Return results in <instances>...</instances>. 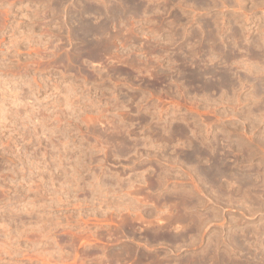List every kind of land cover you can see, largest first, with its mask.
I'll list each match as a JSON object with an SVG mask.
<instances>
[{
    "label": "rangeland",
    "instance_id": "1",
    "mask_svg": "<svg viewBox=\"0 0 264 264\" xmlns=\"http://www.w3.org/2000/svg\"><path fill=\"white\" fill-rule=\"evenodd\" d=\"M263 131L264 0H0V264H264Z\"/></svg>",
    "mask_w": 264,
    "mask_h": 264
},
{
    "label": "bare ground",
    "instance_id": "2",
    "mask_svg": "<svg viewBox=\"0 0 264 264\" xmlns=\"http://www.w3.org/2000/svg\"><path fill=\"white\" fill-rule=\"evenodd\" d=\"M122 1H123V0H122ZM129 1H130V0H129ZM148 1H149V0H148ZM194 1H195V0H194ZM197 1H198V0H197ZM200 1H201V0H200ZM202 1H203V0H202ZM134 2H135V1H133V3H134ZM181 2H182V1H181ZM127 3H128V2H127ZM127 3H126V4H127ZM130 3H131V2H130ZM136 3H137V2H136ZM138 3H139V2H138ZM150 3H151V2H150ZM186 3H187V2H186ZM194 3H195V2H194ZM194 3H193V4H194ZM199 4H200V3H199ZM132 6H133V5H132ZM134 6H135V4H134ZM137 6H140V5H137ZM113 8H114V7H113ZM139 8H140V7H139ZM145 8H146V7H145ZM117 9H118V7H117ZM119 9L122 10V8H119ZM119 9L116 10V8H115L116 12H118ZM132 9H133V8H132ZM96 10H97V9H96ZM113 10H114V9H113ZM121 10H120V11H121ZM133 10H134V9H133ZM140 10H141V9H140ZM143 10H144V9H143ZM97 11H98V10H97ZM126 11H127V10H126ZM123 12H124V11H123ZM123 12H122V14H123ZM141 12H142V11H141ZM137 13H138V12H137ZM113 14L115 15L116 13L114 12ZM118 14H119V12H118ZM120 14H121V12H120ZM125 14H126V13H125ZM117 16H118V15H117ZM120 16H121V15H120ZM125 16H126V15H125ZM123 18H124V17H123ZM152 18H153V17H152ZM101 24H102V23H101ZM90 27H91V26H89V28L87 29V32H88L89 29H90L89 31H92L93 28L91 29ZM83 29H84V27H83ZM83 29H82V30H83ZM85 29H86V27H85ZM95 30H96V29H95ZM95 30H94V31H95ZM177 30H178V29H177ZM84 31H85V30H84ZM84 31H83V32H84ZM80 32H81V31H80ZM85 32H86V31H85ZM92 32H93V31H92ZM96 32H97V31H96ZM96 32H93V33L95 34ZM213 32H214V31H213ZM81 34H83V33H81ZM85 34H86V33H85ZM85 34H84V35H85ZM88 34H89V32H88ZM96 34H97V33H96ZM86 35H87V34H86ZM86 35L84 36L83 43L85 44V45H84L85 47H87V46L89 47L90 44H89V42L87 41V38H88L87 36H89L90 34L87 35V36H86ZM97 35H98V34H97ZM208 35H209V34H208ZM214 35H215V34H214ZM80 36H81V35H80ZM82 36H83V35H82ZM189 36H190V35H189ZM215 36H216V35H215ZM89 37H91V36H89ZM196 37H197V36H196ZM211 37H212V36H211ZM206 39H208V37H207ZM211 39H212V38H211ZM88 40H89V39H88ZM200 41H201V40H200ZM206 42H207V41H206ZM96 44H97V43H96ZM212 44H213V43H212ZM208 45H209V42H208ZM210 45H211V44H210ZM213 45H214V44H213ZM178 47H179V46H178ZM198 47H199V46H198ZM208 47H209V46H208ZM231 47H232V46H231ZM212 48H214V47L212 46ZM94 49H96V48H94ZM94 49H93V50H94ZM215 50H216V49H215ZM98 51H99V50H98ZM98 51H97V52H98ZM202 51H203V50H202ZM97 52H96V53H97ZM99 53H100V51H99ZM104 53H105V52H104ZM220 53H221V51H220ZM203 54H204V53H203ZM94 55H95V54H94ZM96 55H97V54H96ZM99 55H100V54H99ZM254 55H255V54H254ZM233 56H234V55H233ZM90 57H91V56H90ZM228 57H229V56H228ZM230 57H231V56H230ZM97 58H98V57H97ZM176 58H177V57H176ZM187 58H188V57H187ZM210 59H211V58H210ZM222 59H223V58H222ZM196 60H197V59H196ZM201 60H202V59H201ZM199 61H200V60H199ZM212 61H213V60H212ZM218 61H219V60H218ZM180 62H181V61H180ZM182 62H183V61H182ZM182 62H181V63H182ZM192 63H193V62H192ZM194 63H195V62H194ZM221 63H222V62H221ZM183 64H184V63H183ZM189 64H190V63H189ZM187 66H188V65H187ZM192 66H193V65H192ZM178 67H179V66H178ZM182 67H183V66H182ZM138 68H139V67H138ZM184 68H185V66H184ZM202 69H203V68H202ZM205 69H206V68H205ZM210 70H211V69H210ZM180 72H181V71H180ZM198 72H199V71H198ZM201 74H202V73H201ZM203 74H204V73H203ZM195 76H196V75H195ZM198 78H199V77H198ZM195 79H196V78H195ZM196 81H197V80H196ZM200 81H201V80H200ZM206 82H207V81H206ZM201 85H202V84H201ZM201 85H200V86H201ZM206 85H207V84H206ZM200 86H199V87H200ZM195 87H196V86H195ZM207 89H208V88H207ZM233 89H234V88H233ZM255 89H256V88H255ZM209 90H210V89H209ZM209 90H208V91H209ZM196 92H197V91H196ZM196 92H195V93H196ZM254 92H255V91H254ZM254 99H255V98H254ZM262 107H263V106H262ZM262 110H263V109H262ZM258 111H259V110H258ZM253 112H254V111H253ZM256 114H257V113H256ZM261 115H262V114H261ZM245 116H246V115H245ZM255 116H256V115H255ZM258 116H259V115H258ZM253 117H254V116H253ZM257 120H258V119H257ZM120 121H121V120H120ZM174 121H175V120H174ZM123 122H124V121H123ZM126 127H127V126H126ZM254 127H255V126H254ZM182 128H183V127H182ZM121 129H122V128H121ZM122 130H123V129H122ZM155 130H156V129H155ZM158 130H159V129H158ZM160 130H161V129H160ZM163 130H164V129H163ZM180 130H181V129H180ZM97 131H98V130H97ZM119 131H120V130H119ZM171 131H172V130H171ZM156 132H157V131H156ZM161 132H162V130H161ZM166 132H167V131H166ZM181 132H182V131H181ZM189 132H190V131H189ZM263 132H264V131H263ZM119 133H120V132H119ZM125 133H127V132H125ZM170 133H171V132H170ZM176 133H177V132H176ZM184 133H185L184 131H183V133H181L182 136L184 135ZM186 133H187V132H186ZM112 134H113V133H112ZM117 134H118V133H117ZM158 134H159V133H158ZM178 134H179V133H178ZM113 135H115V134H113ZM113 135H112V136H113ZM128 135H130V134H128ZM131 135H132V134H131ZM135 135H136V134H135ZM162 135H164V134L162 133ZM112 136H111V134H110V137L112 138V141L115 143V140L113 139ZM116 136H117V135H116ZM119 136H120V135H119ZM119 136H118V140H119V141H118V142L116 141V142H117L116 150L119 152V154H122V153H124L125 151H127V149H129V148H127V147H128L127 143H130V141L127 142V143H125L126 141H124V140H125V139L128 140V139L124 137V140H123V139L121 138V136H120V138H119ZM150 136H152V135H150ZM166 136H167V135H166ZM178 136L181 137V135H178ZM186 136H187V135H186ZM193 136H194V135H193ZM200 136H201V135H200ZM122 137H123V136H122ZM155 137H156V136H155ZM260 137H261V136H260ZM106 138H107V137H106ZM173 138H174V137H173ZM175 138H176V137H175ZM189 138H190V137H189ZM196 138H197V137H196ZM120 139H122V140H120ZM153 139H154V138H153ZM179 139H180V138H179ZM179 139H177V140H179ZM193 139H194V138H193ZM254 139H255V138H254ZM260 139H261V138H260ZM116 140H117V139H116ZM143 140H144V139H143ZM188 140H189V139H188ZM190 140H191V139H190ZM196 140H197V139H196ZM237 140H238V139H237ZM261 140H262V139H261ZM107 141H108V140H107ZM153 141H154V140H153ZM155 141H156V140H155ZM157 141H158V139H157ZM164 141H166V140H164ZM167 141H168V139H167ZM186 141H187V140H186ZM201 141H202V140H201ZM253 141H254V140H253ZM134 142H135V141H134ZM143 142H144V141H143ZM171 142H172V141H171ZM258 142H259V141H258ZM260 142H261V141H260ZM132 143H133V142H132ZM154 143H155V142H154ZM157 143H158V142H157ZM169 143H170V141H169ZM175 143H176V142H175ZM184 143H185V142H184ZM190 143H192V142H190ZM134 144H135V143H134ZM162 144H164V143H162ZM170 144H171V143H170ZM196 144H197V143H196ZM126 145H127V146H126ZM129 145H130V144H129ZM137 145H139V144L137 143ZM164 145H165V144H164ZM168 145H169V144H168ZM176 145H177V144H176ZM200 145H201V144H200ZM212 145H213V144H212ZM245 145H246V144H245ZM259 145H260V143H259ZM145 146H146V145H145ZM158 146H159V145H158ZM178 146H179V145H178ZM186 146H187V145H186ZM203 146H204V145H203ZM209 146H210V145H209ZM246 146H247V145H246ZM253 146H255V145H253ZM94 147L96 148V146H94ZM137 147H138V146H137ZM154 147H155V146H154ZM189 147H190V146H189ZM114 148H115V147H114ZM193 148H194V147H193ZM214 148H215V147H214ZM247 148H248V147H247ZM255 148H256V147H255ZM261 148H262V147H261ZM195 149H197V148L195 147ZM199 149L201 150V148H199ZM199 149H197V150H198L199 153H201V151H200ZM243 149H244V148H243ZM243 149H242V150H243ZM248 149H249V148H248ZM250 149H251V148H250ZM197 150H194V152L196 153ZM189 151H190V150H189ZM192 151H193V150H192ZM192 151H191V152H192ZM202 151H203V150H202ZM213 151H214V150H213ZM256 151H257V150H256ZM194 152H193V154H195ZM248 152H249V151H248ZM257 152H258V151H257ZM125 153H126V152H125ZM211 153H212V152H211ZM239 153H241V152H239ZM251 153H252V152H251ZM193 154H192V155L190 154V157H192ZM202 154H204V153L202 152ZM202 154H201V155L199 154V155H200V156H203ZM215 154H216V153H215ZM226 154H227V153H226ZM259 154H260V153H259ZM259 154L257 153V155H259ZM204 155H205V157H206L207 154L205 153ZM218 155H219V154H218ZM240 155H241V154H240ZM244 155H245V154H244ZM197 156H198V155H197ZM207 156H208V155H207ZM210 156H211V155H210ZM214 156H215V155H213V159H214ZM228 156H229V155H228ZM253 156H254V155H253ZM260 156H261V155H260ZM190 157H189V158H190ZM217 157H218V156H216L215 158H217ZM242 157H243V156H242ZM189 158H188V159H189ZM193 158H194V157H193ZM193 158H192V160H193ZM199 158H200V157H199ZM240 158H241V157H240ZM253 158H254V157H253ZM190 159H191V158H190ZM222 159H223V157H222ZM225 159H226V158H225ZM195 160H196V159H195ZM200 160H201V159H200ZM217 160H218V161L220 160L219 162L221 163V159H220V157L217 158ZM241 160H242V159H241ZM90 161H92V159H91ZM90 161H89V164L91 163ZM196 161H197V160H196ZM196 161H195V162H196ZM204 161H207V159L204 160ZM214 161H216V160L214 159ZM225 161H226V160H225ZM250 161H252V160H250ZM97 162H98V161H97ZM199 162H200V161H199ZM207 162H208V161H207ZM219 162H217V163H219ZM223 162H224V160H223ZM223 162H222V163H223ZM227 162H228V161H227ZM231 162H232V161H231ZM241 162H242V161H241ZM243 162H244V161H243ZM103 163H104V162L99 161V165H100L99 169H101V170H100V172H98V173H99L98 176H97V175H94V176H93V178H92L91 181H93V182H95V183H96V182H99L98 184H100V187H103V186H104V188L108 189V187H105V186H107V185L109 186L111 179H110L108 176L105 175L107 172L105 173V172H104L105 170H103V168H104V167H103V165H104ZM201 163H202V162H201ZM91 164H92V163H91ZM225 164H226V163H225ZM238 164H239V163H238ZM242 164H243V163H242ZM202 165H203V164H202ZM214 165H215V164H214ZM216 165H218V164H216ZM262 165H263V164H262ZM262 165H261V166H262ZM83 166H84V165H83ZM224 166H225V165H224ZM263 166H264V165H263ZM202 167H203V166H202ZM212 167H213V166H212ZM222 167H223V166H222ZM236 167H237V166H236ZM243 167H244V166H243ZM80 168H81V167H80ZM82 168H83V167H82ZM82 168H81V169H82ZM84 168H86V167H84ZM205 168H206V167H205ZM205 168H203V169L205 170ZM210 168H211V167H210ZM213 168H214V167H213ZM216 168H217V167H216ZM218 168H221V167H219V165H218ZM226 168H227V170H228V167H225V169H226ZM246 168H248V167H246ZM257 168H258V167H257ZM261 168H262V167H261ZM263 168H264V167H263ZM78 169H79V168H78ZM91 169H92V168H91ZM91 169H90V170H91ZM97 169H98V168H97ZM203 169H202V171H203ZM214 169H215V168H214ZM222 169H223V171L225 170L224 168H222ZM76 170H77V169H76ZM88 170H89V169H88ZM197 170H198V169H197ZM199 170H200V169H199ZM207 170H208V169H207ZM209 170L211 171L212 169H209ZM245 170H246V169H245ZM213 171H215V170H213ZM220 171H221V172H220ZM220 171H219V169H218V173H219V172L222 173V170H221V169H220ZM243 171H244V170H243ZM248 171H249V170H248ZM84 172H85V171H84ZM207 172H208V171H207ZM211 172H212V171H211ZM216 172H217V171H216ZM227 172H228V171H227ZM249 172H251V171H249ZM82 173H83V171H82ZM88 173H90V172H88ZM91 173H93V172L91 171ZM94 173H95V172H94ZM205 173H206V172H205ZM213 173H215V172H213ZM218 173H216V174L218 175ZM231 173H232V172H231ZM245 173H246V171H245ZM247 173H248V172H247ZM199 174H200V173H199ZM203 174H204V173H201L200 175H203ZM210 174H211V173H210ZM210 174H209V173L204 174V175H205L204 177H206V175H208L209 177H207V178L212 179L213 175H215V174H211L212 177H210V176H211ZM225 174H226V172H225ZM235 174H237V173L235 172ZM253 174H254V173H253ZM253 174L251 173L252 176H253ZM88 175H90V174H88ZM92 175H93V174H92ZM217 175H215V176H217ZM219 175H220V174H219ZM219 175H218L217 178L220 179ZM233 175H234V174H233ZM238 175H239V174H238ZM251 175H250V176H251ZM90 176H91V175H90ZM90 176H89V179H91ZM241 176H242V175H241ZM246 176H247V174H246ZM248 176H249V175H248ZM250 176H249L248 178H251ZM204 177H203L202 180L207 181L206 179H204ZM221 177H222V175H221ZM232 177H233V176H232ZM243 177H244V176H243ZM260 177H261V176H260ZM79 178H80V177H79ZM199 178H201V177H199ZM222 178H223V177H222ZM222 178H221V179H222ZM224 178H225V177H224ZM228 178H229V177H228ZM228 178H227V179H228ZM241 178H242V177H241ZM245 178H247V177H245ZM248 178H247V179H248ZM89 179H88V180H89ZM213 179H215V177H213ZM221 179H220V180H221ZM231 179H232V178H231ZM251 179H252V178H251ZM251 179H250V180H251ZM257 179H259V178H257ZM113 180H114V179H113ZM113 180H112V181H113ZM163 180H164V179H163ZM217 180H218V179H217ZM217 180L215 179L216 182H218ZM250 180H249V182H250ZM255 180H256V179H255ZM263 180H264V179H263ZM81 181H82V179H81ZM91 181H90V182H91ZM137 181H138V180H137ZM208 181H209V180H208ZM212 181H213V180H212ZM212 181H211V182H212ZM232 181H233V180H232ZM240 181H241V180H240ZM245 181H246V180H245ZM260 181H261V180H260ZM90 182H89V183H90ZM113 182H114V181H113ZM227 182H228V181H227ZM233 182H235V181H233ZM247 182H248V180H247ZM249 182H248V183H249ZM254 182H255V181H254ZM101 183H105L106 185H105V184L102 185ZM117 183H118V181H117ZM213 183H215V182H213ZM219 183H220V182H219ZM236 183H237V181H236ZM250 183L252 184V181H251ZM263 183H264V182H263ZM74 184H75V183H74ZM118 184H119V183H118ZM162 184H163V183H162ZM208 184H209V182H208ZM210 184H211V183H210ZM216 184H217V183H216ZM233 184H235V183H233ZM246 184H247V183H246ZM255 184H256V183H255ZM257 184H258V183H257ZM112 185H113V184H112ZM112 185H111V186H112ZM248 185H249V184H248ZM262 185H263V184H262ZM88 186H91V184H86V185L83 186V187H88ZM162 186H163V185H162ZM117 187H118V185H117ZM244 187H245V186H244ZM254 187H255V186H254ZM256 187H257V186H256ZM70 188H71V187H70ZM93 188H96V187L93 186ZM93 188H92V189H93ZM121 188H122V186H121ZM140 188H141V187H140ZM176 188H177V187H176ZM245 188H246V187H245ZM257 188H258V187H257ZM263 188H264V187H263ZM74 189H75V188H74ZM76 189H77V188H76ZM79 189H80V188H79ZM84 189H85V188H84ZM90 189H91V188H90ZM102 189H103V188H102ZM135 189H137V188H135ZM250 189H251V188H250ZM258 189H260V188H258ZM81 190H82V188H81ZM99 190L101 191V189H99ZM113 190H114V189H113ZM139 190H140V189H139ZM240 190H241V189H240ZM87 191H88V190H87ZM93 191H95V189H94ZM96 191H98V190H96ZM108 191H109V190H108ZM114 191H115V190H114ZM125 191H126V190H125ZM133 191H134V190H133ZM133 191H132V193H133ZM142 191H143V190H142ZM218 191H219V190H218ZM261 191H262V190H261ZM90 192H91V191H90ZM102 192H103V191H102ZM102 192H101V193H102ZM115 192H116V191H115ZM263 192H264V191H263ZM87 193H88V192H87ZM91 193H92V192H91ZM248 193H249V192H248ZM112 194H113V193H112ZM137 194H139V193H137ZM149 194H150V193H149ZM104 195H105V194H104ZM119 195H120V194H119ZM124 195H125V194H124ZM132 195L134 196V194H132ZM180 195H181V194H180ZM245 195H246V194H245ZM249 195L251 196V194H249ZM249 195L247 194V196H249ZM260 195H261V193H260ZM149 196H150V195H149ZM134 197L137 198L138 196L136 195V196H134ZM139 197H140V196H139ZM150 197H151V196H150ZM245 197H246V196H245ZM130 198H131V197H130ZM140 198H141V197H140ZM143 198H144V197H143ZM87 199H88V198H87ZM148 199H149V197H148ZM244 199H245V198H244ZM161 200H162V199H161ZM129 201H130V200H129ZM147 202H148V201H147ZM116 203H117V202H116ZM123 203H124V202H123ZM128 203H129V202H128ZM145 203H146V202H145ZM156 203H157V202H156ZM158 203L160 204V200H159ZM165 203H166V202H165ZM119 204H120V203H119ZM121 204H122V203H121ZM121 204H120V205H121ZM170 205H171V204H170ZM174 205H176V204H174ZM137 206H138V205H137ZM140 206H142V205H140ZM111 207H112V206H111ZM126 207H127V206H126ZM126 207H125V208H126ZM157 207H158V206H157ZM139 208H140V207H139ZM174 208H175V207H174ZM134 209H135V208H134ZM182 209H183V208H182ZM114 211H115V210H114ZM121 211H122V210H121ZM189 211H190V209H189ZM165 212H166V211H165ZM189 213H190V212H189ZM159 214H160V213H159ZM161 214H162V213H161ZM161 214H160V215H161ZM183 214H184V213H183ZM183 214H182V215H183ZM157 215H158V214H157ZM182 215H181V216H182ZM183 216H184V215H183ZM183 216H182V217H183ZM169 217H170V215H169ZM179 217H180V214H179ZM174 218H175V217H174ZM174 218H172V219H174ZM177 218H178V217H177ZM168 219H169V218H168ZM172 219H171V220H172ZM188 219H189V218H188ZM176 220H177V219H176ZM189 220H190V219H189ZM189 220H187V221H189ZM194 220H195V219H194ZM178 221H181V220H178ZM184 221H185V218H184ZM184 221H183V222H184ZM124 222H125V221H124ZM185 222H186V221H185ZM126 223H127V222H126ZM123 225H124V224H123ZM123 225H122V226H123ZM188 226H189V225H188ZM195 227H196V226H195ZM261 232H262V231H261ZM177 237H178V236H177ZM236 237H238V236H236ZM237 239H238V238H237ZM209 241H210V240H209ZM210 243H211V242H210ZM230 245H231V244H230ZM238 245H239V243H238ZM213 249H214V248H213ZM212 251H213V250H212ZM212 251H211V252H212ZM246 252H247V251H246ZM128 253H129V252H128ZM208 253H209V252H208ZM210 255H211V254H210ZM227 255H228V254H227ZM207 257H210V256H207ZM198 259H199V258H198ZM201 260H202V259H201ZM211 260H212V259H211ZM216 260H217V259H216ZM185 262H186V261H185ZM212 262H213V261H212ZM223 262H224V261H223ZM193 263H194V262H193ZM198 263H199V262H198ZM210 263H211V262H210ZM182 264H183V263H182ZM220 264H221V263H220Z\"/></svg>",
    "mask_w": 264,
    "mask_h": 264
}]
</instances>
